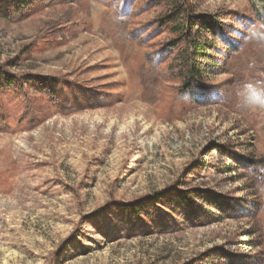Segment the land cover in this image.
<instances>
[{
	"label": "rangeland",
	"instance_id": "1",
	"mask_svg": "<svg viewBox=\"0 0 264 264\" xmlns=\"http://www.w3.org/2000/svg\"><path fill=\"white\" fill-rule=\"evenodd\" d=\"M255 30L248 0H0V264H264Z\"/></svg>",
	"mask_w": 264,
	"mask_h": 264
},
{
	"label": "trees",
	"instance_id": "2",
	"mask_svg": "<svg viewBox=\"0 0 264 264\" xmlns=\"http://www.w3.org/2000/svg\"><path fill=\"white\" fill-rule=\"evenodd\" d=\"M252 6L253 15L264 30V0H248ZM189 20V19H188ZM212 24L207 21H187V23L172 29L173 33L180 34L185 42V52L182 55L185 66V78L191 81H202L206 74L208 52L211 49L209 37L212 33ZM253 39L258 43L259 48L264 52V33L262 30H255ZM262 106V105H261ZM263 107V106H262ZM264 108V107H263Z\"/></svg>",
	"mask_w": 264,
	"mask_h": 264
}]
</instances>
